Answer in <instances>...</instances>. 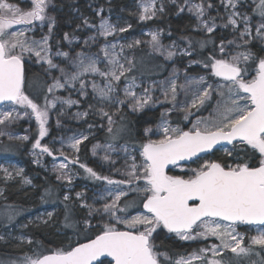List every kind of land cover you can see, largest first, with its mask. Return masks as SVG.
Listing matches in <instances>:
<instances>
[{
    "label": "snow or ice",
    "instance_id": "6c2138e0",
    "mask_svg": "<svg viewBox=\"0 0 264 264\" xmlns=\"http://www.w3.org/2000/svg\"><path fill=\"white\" fill-rule=\"evenodd\" d=\"M170 2L176 6L178 14L187 10L195 16L198 23L193 30L203 32L205 38L186 36L181 38L186 42L184 48H178L175 42L165 46L161 41L160 30L150 32L148 35L151 38L146 43L166 61L178 55L190 57L187 68L201 65L206 75L192 77L186 69L184 82L178 84L180 74L174 70L166 80L160 82L163 96V100H160L153 95L155 82L147 87L137 83L135 59L121 55L125 45H120V51L117 52V44L107 41L109 36L117 32H126L132 27L131 24L118 27L100 12H97L100 16L98 25L85 18L83 24L95 29L96 34L88 37L84 45L90 47L99 38H104L105 43L97 53L84 50L75 53L55 52L56 57H63L67 62L62 67L54 62L50 36H43L37 41L30 39L27 34L34 22L43 23L46 20L51 33L55 20L46 12L50 0H30L29 10L22 9L10 0H0V105L9 108L0 112V125L21 118L20 112L13 106L30 109V112L25 111L23 114L29 117L34 115L38 123V138L32 147L39 149L40 155L46 153L54 157L53 151L41 144V139L48 131L49 109L55 108L57 101L70 107L78 104L79 100L58 96L49 100L45 96L43 106L35 102L28 92L32 85L26 75V58L34 57L35 62L47 64L46 73L52 70L59 72V76H53L52 83L47 85L48 94L71 89L87 97L88 88L91 87L93 99L101 105L99 114L102 119H107V130L113 140L122 138L121 134L126 131L123 126L113 128L116 124L113 116L119 115L121 107L137 112L157 103L168 102L172 105V108L161 113L162 123L156 130L161 133L158 139H152L149 133L154 135L153 129L146 128L144 140L138 148H129L127 144L121 147L126 155L125 168L120 173L123 179L113 180L80 164L92 179L116 186L108 191L110 200L105 201L102 208L82 205L90 209L89 217L93 213L99 214L101 223L93 225L91 219H85L82 229H79V222H73L69 216H65V227L78 228L77 236L82 231L84 242H77L74 246L69 244L48 254L35 253L34 257L25 255L22 260L0 259V264H105L102 258L108 257L111 258L108 264H192L194 260H199L200 264H225V250H230L236 257L252 253L253 245L260 246V250L264 251V228L251 236L246 246L245 236L237 231L239 225L264 226V56L252 50L258 44L260 51L264 52V0L255 4L253 15L240 10L243 7L242 0H221L225 10H231L223 26L231 27L235 36L226 42L221 39L219 44L211 38L218 27L216 18H205L213 7L208 0H200L199 3H193L192 0ZM164 12L163 0H141L139 20H151ZM257 16L259 21L254 23ZM21 25L26 27L17 30L15 26ZM64 39H68L67 34ZM142 43L145 42L134 40L126 47L132 49ZM209 45L212 46L211 51L204 55ZM101 63L104 64L103 68L100 67ZM96 77L100 78V83H97ZM122 78L126 82L123 99L119 95ZM137 88L141 89L139 94ZM180 93L185 97L182 102L178 100ZM92 107L90 104L89 108ZM105 107H116V112L105 111ZM210 107L212 111L207 118L196 115L201 109ZM173 110L183 112L184 120L195 117L194 121H190L192 126L187 130L179 126L172 127L166 116ZM82 115L87 116L88 113ZM4 135L10 140L29 139L28 136L13 137L0 130V136ZM82 139H74L71 147L78 151ZM218 145L227 156L235 154L234 163L204 160L198 167L188 168L183 175L169 174L170 166L179 167L184 172L181 162L196 163L203 159L202 153H211ZM227 145H231V149ZM98 147H94V155ZM107 149L116 150L112 144L107 145ZM60 155L64 161L69 160L63 152ZM103 159L115 163L107 154ZM252 160H256V163H251ZM36 162L39 163V160ZM77 162L70 161L72 164ZM68 167L69 164L64 162L58 165L55 169L60 172L58 180L64 179L71 183V176L64 171ZM2 171L11 177L8 169ZM25 183L30 181L25 180ZM47 195L49 193L46 191ZM80 195L77 193V197ZM68 199L69 196L65 195L64 200ZM48 215L51 216V213ZM7 219L11 221L13 215L8 214ZM164 230L175 234L181 241L214 237L219 244L200 248L187 259L180 257L173 260L168 253L159 251L155 243L156 237ZM209 252L212 253L211 259L208 258ZM217 256L221 258L216 259Z\"/></svg>",
    "mask_w": 264,
    "mask_h": 264
},
{
    "label": "rangeland",
    "instance_id": "374dc122",
    "mask_svg": "<svg viewBox=\"0 0 264 264\" xmlns=\"http://www.w3.org/2000/svg\"><path fill=\"white\" fill-rule=\"evenodd\" d=\"M104 1L111 2L114 0ZM10 2L17 4L24 10H29L31 7L30 0H10ZM192 2L199 3L200 0H192ZM208 2H210L213 7L208 10L205 18H207L208 16L215 17L216 24L218 26L216 31L213 33L214 36L211 38L215 40L217 44H219L221 39L225 40V42L227 40L233 39L235 36L233 29L231 27L226 28L223 26L226 22L228 12L231 10L229 9L228 11H226L221 4V0H208ZM140 3L141 0H130L129 4L126 7L122 8L121 11H112L108 12L107 14H105L104 8L93 6L91 11L92 13H96V22H92L90 18L91 15L85 14L79 8L68 11V26L72 28L73 32L75 33H65L68 35V39H64V34L62 40L63 44L56 46V44L60 43L56 40L57 37L60 36V33L57 30L59 26L57 13L62 12L63 7L56 6V4H54V2L50 0L49 8L46 10V12L49 17L55 20V26L52 28L51 33H49L48 31V21L46 20L43 23L39 21L34 22V25L31 26V31H29L27 34L30 39H35L37 41L41 40L43 36H50L49 44L52 48L54 62L60 64L63 67L67 62L64 61L63 57H56L55 52L68 51L75 53L84 50L89 53H97L99 52L100 46L105 43L104 38H99L97 43L92 44L90 47H86L84 45V41L88 39V37L96 34L95 29H89L83 24V20L85 18L90 23L98 25L100 16L97 15V12H100L104 18H107L110 23L115 24L118 27H127L128 24H131L132 27L126 32H117L114 36H109L107 38V41L117 44V52L120 51V45H125L121 55L135 59L137 70L134 74L136 76L137 83L142 84L143 87H147L155 82L156 90L153 95L155 98L163 100V96L160 91V82L166 80V78H168L174 70L178 71L180 74V78L177 81L178 84L184 82L183 77L186 69L190 76L197 78L199 75H206V70H204L201 65H193L191 68H187L188 61L189 59H191L190 57H182L178 55L173 60L166 61L162 56L154 53L151 47L146 43L151 38L148 34L153 31L162 30L161 41L165 46L171 45L173 42H175L178 48H184L186 46V42L181 38L186 36L182 35L180 37H174L172 35L171 28L167 29L162 21H165L168 18L170 19L172 16L177 17L186 14L193 20V29L198 22L195 16L192 13H189L187 10L178 14L176 6L172 5L170 0H163V3L165 4L164 13L159 14L154 19L140 21ZM242 3L243 7L240 10L243 13L253 15L252 10L254 9L255 4L259 3V0H242ZM258 21L259 17L257 16L253 22L256 23ZM15 27L17 30H20L22 28H25L26 26L21 25ZM195 32H197L198 35L194 36L198 37H192L193 39L205 38V34L203 32ZM169 33H171V35H169ZM134 40H141L145 43H142L132 49L127 48L126 45L132 43V41ZM211 47L212 46L209 45L206 49H210L209 51H211ZM100 55L101 57L103 56L102 53H100ZM156 57L161 58L162 61L151 63V59H156ZM100 67L103 68L104 64L101 63ZM193 67H199L200 69H202V71L199 73L194 72L193 70H191ZM26 68L27 72L28 70L35 71L36 73L40 74V76H44L47 85L52 83L53 76H59V72L55 70H52L51 73H46L48 65L45 63L35 62L34 57L32 59L26 58ZM96 81L97 83L101 82L99 77H96ZM125 83L126 82L122 78L119 89V95L121 99L124 98L123 88L125 86ZM37 84L40 85V83ZM136 91L139 94L141 92V89L137 88ZM30 92L29 94L31 98L34 99V97H36V94H33L35 93V91H32L31 88ZM88 92L89 95L87 97L80 96L78 91L71 89H62L54 92L53 94L47 93L45 95L49 100H52L53 96H58L62 99L71 98L74 100H79L78 104L72 105L70 107L67 104H62L60 103V101H57L56 107L49 109V121L46 125L48 131L47 134L41 139V144L47 145L53 151L55 158L53 156L47 155L46 153L40 155L39 149H33L32 145L35 142V139L38 138L39 129L34 115L29 117L23 114L25 111L30 112V109H21L18 106H13L16 107L20 112L21 118L16 119L7 125H0V130L11 134L13 137H29L28 140H10L7 135L0 136V237L3 238L0 239V244L11 243L16 245L17 247H20L22 251L16 254L8 253L10 255L0 254V259L5 261L22 260L25 255L34 257L35 253H40L39 243L34 240L30 233L32 232V227L49 226L50 228H54L55 232L60 236H63L65 241L73 244L77 242H84V233L81 231L80 235L77 236L76 233L78 231V228H66V215L70 217L71 221L79 222V229H82L83 221L85 219H91L93 225L101 223L99 214L93 213V216L89 217L90 209L88 207H83L82 205L87 204L94 209L102 208L103 203L110 200L108 191L115 188L116 186L108 185L104 181H97L92 179L85 171V169L80 167V164L86 165L83 161L82 146L89 138L97 136L98 138L95 140V142L92 143L89 151L91 157L97 161L98 168L88 165L86 166L93 168L100 175L109 176L113 180H120L124 178L120 173L124 171L126 161V155L123 151H121V147L127 144L129 148L133 146L138 148L139 145L130 144L128 142H120L118 141L120 137H117V140H113L112 134L107 130L109 127L107 119H102L99 114V107L101 105H99L97 101L93 99L91 87L88 88ZM45 96L44 99H39V101L41 102H37L41 106H43L45 103ZM178 100L181 102L185 100V97L182 93H180V95L178 96ZM90 104L93 105L92 108H89ZM212 104L214 106L215 99L212 101ZM169 108H172V105L168 102H164L163 104L157 103L154 105H150L144 110L137 112H133L130 108L127 107H121L119 115L113 116V119L116 121V124L113 125V128L115 129L123 126L126 131L123 132L121 136H127V134L129 133V127L128 124L125 123V112L140 114L146 111L153 112L160 110V116L157 122L155 124L145 126L142 131V135L144 137V129L151 128L153 129V132L155 134L153 135L152 133H149V135L152 139H158L161 133L157 132L156 130L162 123L161 113H164L166 109ZM7 110H9L8 107L4 105L0 106V112ZM105 111L116 112V107H105ZM211 111V107L207 110L201 109V111L196 113V115L207 118ZM85 112L88 113L87 116L82 115ZM183 116V112L173 110L166 116V118L170 122L172 127L179 126L180 128L187 130L192 126L190 121H194L195 117H189V120H184ZM120 117H122L124 121ZM175 120H179V122H175ZM83 137H87V139H82ZM74 139H82L81 144L78 146V151L71 147ZM26 144H29V148L24 153L26 159L18 158L17 156L21 153L20 150H23L24 152V146H26ZM109 144H112L116 150H108L107 145ZM96 145H99L100 147L95 149L96 154L94 155L93 149ZM227 147L231 149L232 146ZM61 152L69 157L68 161L63 160V157L60 155ZM106 154L109 155L111 160L115 161V163L105 161L103 157ZM133 154L136 155V153ZM234 156L235 154L232 157L227 156L223 150L219 149L214 153L202 156L203 159L198 160L196 163L190 162L182 164L185 170L184 172H182L181 168L176 167L171 168L169 170V174L183 175L188 168H196L200 163H203L204 160H216L220 162H223L224 160L226 163L231 164L234 163ZM37 160H39V163L36 162ZM71 160H78V162L72 164L70 163ZM61 162L69 164L68 169H65L64 171H67L71 176V183L64 179H57V176L60 175V172L55 169L58 168V165ZM128 162H131L130 159L128 160ZM31 166L34 169V172L31 171ZM5 168L8 169L9 173H11L10 178L7 177L2 171V169ZM21 169L23 171L20 172L19 175H17L16 173ZM39 172L45 174V177L48 178L49 181L52 180L54 184L45 180V182L42 184L43 190L38 194L35 193V197H29L28 199L30 201V204L26 206L10 200V196L7 192L8 186L14 185L17 187L18 191L35 189L36 187H38L37 179L39 178ZM25 180L30 181V183H25ZM47 183L49 184L48 186H46ZM46 191L49 193V195L47 196H45ZM77 193L81 194L80 197H77ZM65 195L69 196L68 200H64ZM49 213H51V216L48 215ZM8 214L13 215V219L11 221L7 219ZM261 228H264V226L239 225L237 231L245 236L244 244L246 246L249 243L250 237L257 235L258 230ZM65 229L68 230V233H65ZM168 235H173L176 239H178L175 234ZM29 241H31V243H29ZM182 242L188 243L191 246V251L189 252L188 256L184 257L186 259L190 257L193 252H198L200 248L207 247L213 243L219 244V241L214 237L209 238L208 240L201 239L197 241ZM54 245L58 246L57 249L65 248L63 245ZM252 247L254 249L252 253L247 256L240 257H236L235 254L231 253L230 250L223 251L225 264H229V262L230 264H245L247 260L245 262L244 259L256 257V253H259L258 249L260 248V246L253 245ZM159 251L165 252L162 250ZM227 256L229 258H232L229 261H226ZM208 258H213L211 252L208 253ZM215 258L220 259L221 257L217 256ZM251 262L252 260H249V263L247 264H250ZM192 264H200V261L194 260L192 261Z\"/></svg>",
    "mask_w": 264,
    "mask_h": 264
},
{
    "label": "trees",
    "instance_id": "16d2710c",
    "mask_svg": "<svg viewBox=\"0 0 264 264\" xmlns=\"http://www.w3.org/2000/svg\"><path fill=\"white\" fill-rule=\"evenodd\" d=\"M54 4L58 7H63V11L60 13H57V17L59 20V26L57 28L58 32L60 33V36L57 37V42H60L56 44V46L63 44V36L65 33H71L74 34L73 29L68 26L69 20L67 19V13L68 11H71L72 9L79 8L82 10L85 14L91 15V21L96 22L97 17L96 13H92L91 9L93 6L104 8L105 14L112 11H121L122 8L126 7L129 4L130 0H114L111 2H107L104 0H52ZM164 26L169 29L171 28L172 35L174 37H180L182 35L184 36H191V37H198L194 35H198L197 32H195L192 28L193 26V20L188 15H181V16H172L170 19H166L165 21H162ZM73 27V26H72ZM214 34L211 36L213 37ZM64 46V45H63ZM65 47V46H64ZM210 49H206L204 51V55H207ZM252 50L254 52H258L259 55L264 56V52H261L259 47L253 46ZM145 52V51H144ZM197 58V57H196ZM200 58V57H198ZM150 60V59H149ZM161 62L162 59L156 57V59H151L152 62ZM191 70L194 72H201L202 69L199 67H193ZM28 78H39L42 77L40 74L36 73L35 71H29L27 72ZM37 83H40V81H37ZM39 95L34 97V100L36 102H39ZM126 119L125 123L128 124L129 127V133L127 136L120 137L118 141L120 142H128L130 144L139 145L143 140L144 137L142 135L143 128L150 124H155L160 116V110L153 111V112H142L140 114H133L125 112ZM123 120V118H122ZM124 121V120H123ZM175 122H179V120H175ZM98 137H91L89 138L82 146V155H83V161L86 165L98 168V163L95 159L91 157L89 148L92 145L93 142ZM117 140V139H116ZM29 148V144H26L24 146V152L23 150H20L18 155V158H25L24 153ZM243 155V153L241 154ZM223 162H225L223 160ZM251 163H256V160L250 161ZM28 164V163H27ZM31 171L34 172L32 166L30 167ZM36 171V170H35ZM39 178L38 181V187L35 189H29L27 191H18L17 187L14 185L8 186V195L10 196V200L22 204V205H28L30 204L29 197L33 198L35 197V193H39L43 190V183L45 180L49 181L48 178L45 177V174H42V172H39ZM52 184L54 182L51 180L49 181ZM56 184V183H55ZM49 184L47 183L46 186ZM76 213V212H75ZM96 230V229H95ZM65 233H68V230ZM32 237L36 242L39 243L40 253L46 254L53 249H57L58 245H63L64 247H67L70 243L64 240L63 236H60L58 233L55 232L54 228H50L49 226H42V227H32V232H30ZM166 230L159 233V235L156 237L155 243L157 244L159 250L167 252L173 260L182 257H187L189 252L191 251V246L188 243H184L178 239H176L173 235H168ZM64 240V241H63ZM247 242V241H246ZM76 243H73L71 245H75ZM21 248L17 247L14 244H0V254L2 255H10L8 253L16 254L20 253ZM259 255L256 254V257H250L249 260H252L250 264H264V251H261L260 248L258 249ZM228 258V259H227ZM226 261H229L232 257L227 256ZM248 259H244L245 262L247 260V263H249ZM108 260H105V264H108ZM233 264V263H232Z\"/></svg>",
    "mask_w": 264,
    "mask_h": 264
},
{
    "label": "flooded vegetation",
    "instance_id": "af4514ba",
    "mask_svg": "<svg viewBox=\"0 0 264 264\" xmlns=\"http://www.w3.org/2000/svg\"><path fill=\"white\" fill-rule=\"evenodd\" d=\"M25 70H26V75H27V68H26V64H25ZM28 78V77H27ZM28 81L30 82V84L32 85L29 89L28 92L31 91H35L36 96L39 95L40 100L44 99V96L47 94L46 88H47V82L45 77H39V78H28ZM36 81V82H35ZM37 81H40V85L37 84ZM34 86V87H33ZM36 86V87H35ZM31 93V92H30ZM41 102V101H39Z\"/></svg>",
    "mask_w": 264,
    "mask_h": 264
},
{
    "label": "water",
    "instance_id": "95a60500",
    "mask_svg": "<svg viewBox=\"0 0 264 264\" xmlns=\"http://www.w3.org/2000/svg\"><path fill=\"white\" fill-rule=\"evenodd\" d=\"M0 106H2V105H0ZM227 146H231V145H227ZM220 149V146L218 145L217 146V148L216 149H214L211 153H214L215 151H217V150H219ZM211 153H208V154H211ZM204 155H207V154H201V156H204ZM194 159H196V158H194ZM191 161H189V162H181V164H186V163H190ZM172 167L170 166V169H171ZM48 254V253H47ZM102 259H104V260H108V261H110L111 260V258L110 257H108V258H102Z\"/></svg>",
    "mask_w": 264,
    "mask_h": 264
},
{
    "label": "bare ground",
    "instance_id": "6f19581e",
    "mask_svg": "<svg viewBox=\"0 0 264 264\" xmlns=\"http://www.w3.org/2000/svg\"><path fill=\"white\" fill-rule=\"evenodd\" d=\"M86 185V184H85Z\"/></svg>",
    "mask_w": 264,
    "mask_h": 264
}]
</instances>
